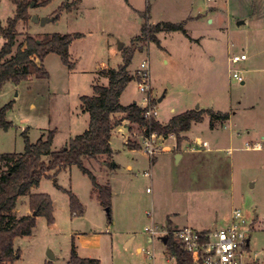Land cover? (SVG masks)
I'll return each mask as SVG.
<instances>
[{
	"label": "rangeland",
	"instance_id": "374dc122",
	"mask_svg": "<svg viewBox=\"0 0 264 264\" xmlns=\"http://www.w3.org/2000/svg\"><path fill=\"white\" fill-rule=\"evenodd\" d=\"M72 2L76 0H53L45 7L33 3L29 14L51 16L61 4ZM78 2L75 9L61 12L57 20L43 26L31 18L18 23L15 46L26 35L38 40L51 34L79 33L82 37L68 49L72 69L56 54H49L43 61L47 79L32 78L18 85L8 82L0 89V107L11 104L5 117L8 126L0 128V154L23 153L24 134L34 144L54 131L51 150L58 151L83 133L89 118L81 110L80 97L92 96L93 85L107 84L101 72L118 66L122 50L131 48V40L145 23H183L189 38L180 32H161L157 34L160 47L148 41L134 43L128 67L133 79L122 92L120 104L140 106L146 98L161 124L188 110L227 113L229 119L210 129L205 116L183 135L182 150L197 141L207 142L212 149L199 163H160L153 173L137 126L117 115L119 126L110 140L112 156L84 160L97 183L111 188L110 223L87 175L76 166L56 175L50 171L31 193L50 197L54 221L49 225L38 217L31 236L14 240L19 258L12 264H45L49 253L54 257L52 264H66L73 242L82 256L98 264H174L164 244L158 239L149 241L145 227L166 226L169 218L178 227L221 228L235 209L251 222V259L264 264V0ZM13 15L14 6L0 0V25L4 27ZM239 54L247 60L231 65L229 58ZM142 63L147 81L141 77ZM230 70L237 71L243 82L232 78ZM139 83H145V92L138 90ZM129 140L139 149H128ZM158 142L169 147L176 144L174 136ZM254 143L261 144L259 150L246 149ZM217 148H230L231 155L221 151L217 157ZM224 157L230 159V168ZM197 166L201 169L196 170ZM194 177L201 178L211 191L184 198L174 194ZM68 192L82 205V215L71 214ZM29 214L27 197L18 198L14 216ZM146 250L153 251L154 259L144 254Z\"/></svg>",
	"mask_w": 264,
	"mask_h": 264
},
{
	"label": "trees",
	"instance_id": "16d2710c",
	"mask_svg": "<svg viewBox=\"0 0 264 264\" xmlns=\"http://www.w3.org/2000/svg\"><path fill=\"white\" fill-rule=\"evenodd\" d=\"M14 6V15L7 19L6 25H0V89L5 83L18 85L29 79H47L48 73L43 66L45 57L56 54L63 65L72 69L68 49L72 41L82 37L81 34H51L41 40L26 35L23 43L15 46L16 27L19 22L30 21L29 8L34 3L37 6H47L53 0H8ZM79 1V0H78ZM63 3L52 13L55 20L63 11L70 12L77 4ZM161 32H180L187 38L183 23L160 22L153 26L147 23L140 27L139 35L131 40V48L122 50L121 62L116 68L102 71L106 77V85H93L92 96H81V110L88 114L87 129L70 139L67 145L58 151H52L54 131L47 136L30 143L24 134V151L19 154H0V264H12L19 258V251L14 247L16 238L31 236L38 217L45 218L50 225L54 221L53 203L46 194H32L31 189L38 187L40 180L47 173L54 171L55 175L69 167L76 166L91 181L92 188L97 193L100 206L107 210L110 223L111 188L108 184L100 185L95 176L84 166V160L109 158L112 156L110 140L112 132L119 126L116 116L122 121H128L137 126L141 137L150 135L166 139L175 137V150L179 151L192 124L200 123L204 117L209 118V127L214 129L217 122L223 123L229 119V114L210 110H188L171 117L167 123L161 124L153 116H145L146 110L138 104L132 103L122 106L120 96L128 83L133 79L128 74V67L134 54V43L148 41L160 47L157 34ZM11 104L0 107V128L8 123L5 119ZM131 132V129H128ZM130 149H139V145L130 140L125 143ZM152 160V159H151ZM69 193V208L72 215H82L83 207L72 193ZM27 197L29 215L15 217L14 211L17 200ZM168 228L174 227L168 223ZM166 254L173 258L175 264H191L189 255L177 244L172 237H168ZM45 264H52L50 261ZM66 264H97L94 259L81 258L72 249Z\"/></svg>",
	"mask_w": 264,
	"mask_h": 264
},
{
	"label": "built area",
	"instance_id": "2783aa9c",
	"mask_svg": "<svg viewBox=\"0 0 264 264\" xmlns=\"http://www.w3.org/2000/svg\"><path fill=\"white\" fill-rule=\"evenodd\" d=\"M205 1L208 3H216L220 0ZM246 60L247 57L245 54L233 55L229 58L231 65H236ZM140 68L143 70L141 74L142 80L147 81L148 75L145 72L146 65L142 63ZM230 71L232 78L238 82H243V79L237 71ZM138 90L140 92H145V83H139ZM140 107L146 110L145 116H157L156 110L151 108L146 98L143 99ZM159 139L164 140L154 134L142 138L141 145L144 153H146L150 159L163 152L166 148V146H162L161 142H158ZM207 145V142H198L194 144L196 148H206ZM260 147L261 144L259 143L246 145V149L251 150H259ZM250 224L251 222H247L242 211L240 209H235L231 212L228 222L221 228H217V226L214 225L209 230L199 231L190 226H182L174 227L170 230L168 226L158 227L152 223L150 226L144 228V232L148 236L150 242H153L154 239H158L162 243V237H166L167 239L169 236L172 237V239L189 255L191 264H255L256 258L251 259L248 251V231ZM144 254L148 258L154 259L153 251L146 250Z\"/></svg>",
	"mask_w": 264,
	"mask_h": 264
},
{
	"label": "crops",
	"instance_id": "0c3cea01",
	"mask_svg": "<svg viewBox=\"0 0 264 264\" xmlns=\"http://www.w3.org/2000/svg\"><path fill=\"white\" fill-rule=\"evenodd\" d=\"M218 8H219V6H218ZM198 142L199 141H197L196 143H198ZM174 147H175V144L172 147L166 146V148H165V150L163 152L159 153L154 158H152V160L150 162L151 163L150 164V169H151V171H153V173L158 170L160 163H164L167 166L169 164L172 165V163H179L180 164L183 161L186 162V164L187 163L188 164L189 163H192L193 161H196V162L199 163L200 160L205 157L204 155L209 154V153H212V149L209 148L208 145H207L206 148H204V147H202V148H196L193 145L191 147H187L186 150H182L180 148L179 151L174 150ZM171 148H172V150H171ZM214 151L217 152L216 153V155H218L217 157H219V155H221L223 152L224 153L226 152L228 155H231V149L230 148H226V149L217 148ZM221 151H222V153H221ZM206 157H208V156H206ZM228 159L229 158L224 157V160L227 163H229L228 164V168H230L229 166H230V162L231 161H230V159L229 160ZM128 168H130V167H128ZM198 169L200 170L201 168L197 166L196 167V170H198ZM149 176H150V173H149ZM182 184L183 185H181L180 189L178 188V189L174 190V194H180V198L181 197L184 198L185 196L187 197V196H190V195H193V194L198 195V194L207 193V192L211 191V189H212L208 185L204 184L203 180H201V178H199V177H194L193 180H191V184H188V185H187V183H185V184L182 183ZM168 223H170L173 227H178L169 218H167V220H166V226H167ZM190 227H192V226H190ZM201 231H203V230H201ZM72 247H73V249L75 250L76 254L79 257H81V258H89V257H85V256H82L81 255V252L79 250V247L77 245H75L74 242H73V246ZM137 251L139 252L140 249H138ZM89 259H94V258H89ZM94 260L97 262L96 259H94ZM97 264H98V262H97Z\"/></svg>",
	"mask_w": 264,
	"mask_h": 264
},
{
	"label": "water",
	"instance_id": "95a60500",
	"mask_svg": "<svg viewBox=\"0 0 264 264\" xmlns=\"http://www.w3.org/2000/svg\"><path fill=\"white\" fill-rule=\"evenodd\" d=\"M31 21L33 23H38L40 24L41 26L45 25L46 23H49V22H52V21H55V16H47V17H42V18H38L37 16H31ZM120 45L119 44V47L120 48ZM178 157V156H177ZM176 159V158H175ZM256 219V216H254V220ZM166 237H162L161 238V241L163 244H166ZM47 258L49 261H52L54 259L53 255L52 254H48L47 255Z\"/></svg>",
	"mask_w": 264,
	"mask_h": 264
}]
</instances>
